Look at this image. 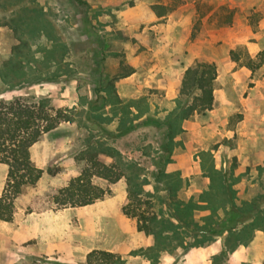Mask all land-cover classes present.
<instances>
[{
    "label": "rangeland",
    "instance_id": "1",
    "mask_svg": "<svg viewBox=\"0 0 264 264\" xmlns=\"http://www.w3.org/2000/svg\"><path fill=\"white\" fill-rule=\"evenodd\" d=\"M184 1L0 0V100L43 102L47 107L63 110L67 117L30 148L31 160L43 173L16 200L21 206L16 208V222L25 220L29 212L35 215L55 209L53 195L57 188L77 175L91 156L116 165L123 173L114 183L93 177L95 184L109 189L100 200L113 197L112 203H118L124 197L122 208L128 193L137 192L142 200L150 202V207L145 203L138 205V211L152 212L158 220L153 223L164 228L152 246L130 250L126 257L120 256L121 260L111 264H157L164 250L177 254L180 248L210 244L215 241L213 225L226 210L233 206L248 209L255 199L264 197V159L238 172L239 162L233 149L236 134L227 139L222 132H206L207 148L198 150L174 141L183 131L181 128L170 146L165 147L164 122L178 104L176 97L170 102L164 99L160 87H144V69L135 75L137 86L121 83L123 77L114 78L132 70L135 63L146 66L162 62V25L166 18L157 16L152 6L165 5L167 14ZM234 1L250 2L238 19L235 7L219 4L218 0H196L191 38L202 28L201 17L212 11L205 26L216 38H222V30L229 27L227 33L233 40L243 37L253 42L256 49L261 48L251 58L247 50L238 46L231 50V57L239 58L241 63L249 59L256 65L262 63L258 53L264 50V0ZM259 66L254 68L256 75L260 74ZM159 76L160 73L153 79ZM241 116H230L228 125L234 126ZM127 127L132 129L120 134ZM178 144L180 148L176 149ZM178 151L185 154L179 159L180 167L173 156ZM214 153L219 165L214 163ZM48 168L56 172L49 174ZM5 178L6 167L0 163V191ZM187 188L204 190L178 197V191ZM261 199L250 219L225 233L213 264H224L227 252L234 250L238 242L248 240L255 228L264 229V198ZM82 209L75 207L61 215L74 218L76 252L72 257L66 259L65 243L59 246L58 254L42 253L36 249L39 244L34 238L19 231L17 240L0 235V264H83L88 252L85 258L81 257L86 248L80 214L96 215L99 208ZM169 209L176 222L164 213ZM195 211L205 214L196 219ZM110 230L115 231L112 227ZM56 232L61 237L66 230L59 226ZM166 232L170 235L165 236ZM187 236H193L191 243H184Z\"/></svg>",
    "mask_w": 264,
    "mask_h": 264
},
{
    "label": "crops",
    "instance_id": "2",
    "mask_svg": "<svg viewBox=\"0 0 264 264\" xmlns=\"http://www.w3.org/2000/svg\"><path fill=\"white\" fill-rule=\"evenodd\" d=\"M195 2L196 0H185L174 10L160 16L166 18L165 23L162 25V38L164 41L162 54L160 55L162 62L154 65L147 63L146 66L135 63L132 65L131 73L121 78L120 82L137 86L139 81H135V75L140 69H144L146 83L143 86L160 87L164 90V99L171 102L178 96L180 75L188 66L195 61L213 62L216 66V77L212 108L204 113H194L190 118L184 119L181 127L183 131L174 138V141L183 143L187 148L195 146L196 149L201 150L207 148L204 145L209 138L205 135L206 132L210 131L211 134H215L216 131L218 133L222 132V137L227 139L236 134V144L233 149L239 162L238 172H241L248 165H258L264 159V147L262 146L264 143V63L259 66L260 74L256 75L255 70L246 66V63H241L239 58H232L231 50H235L238 46L242 47L249 52V56L252 58L261 48L256 49L253 42L243 40V37L238 36L233 40L227 33L231 29L229 27L222 30V38H216L213 31L205 26L212 11L201 17L202 28L191 38L192 19L196 14ZM244 2L218 0L219 4H228L237 9L236 19L239 18V15H242L241 13L244 14L246 8L250 6V2ZM152 16L157 17L155 14ZM158 51L160 52V50ZM158 73H160V76L153 79V76ZM149 82L151 83L148 84ZM250 83L252 86H249ZM235 113L242 116L234 126L230 127L228 125L230 123L229 117ZM179 146L178 144L176 149L180 148ZM217 148H221V144ZM184 155L183 152L179 151L176 152V155H173L178 160L179 167V159L183 158ZM214 163L219 165L215 153ZM248 175L245 177H248ZM250 175L249 178L251 179L256 173ZM182 176H188V173H183ZM93 177L95 178V176ZM203 190L202 188L181 189L177 195L179 197L187 193L189 195L199 194ZM165 193L166 191L163 192V194ZM19 196L14 201L15 207L18 209L21 208L16 201ZM113 199V197L98 199L92 204L80 206L83 209L92 206L99 208L96 215H90L89 212L83 215L80 214L84 225L82 231L85 242L83 243L86 248L83 251L84 255L81 256L82 258H85V254L93 249L113 252L124 258L130 250L146 248L154 244L153 235L138 231L136 219L123 214L121 205L124 197L118 203H115V201L112 203ZM73 208L75 207H64L61 208V211H58V208L47 209L35 215L33 212H29L25 220L20 219L19 222L15 221V215L17 214L15 210L10 222L0 220V235L3 234L4 236L6 234L17 240L20 232L27 233L28 238H34L36 244H39L36 249L42 253L58 252L59 246L65 243V257L69 259V256L72 257L76 252L74 234L72 233L74 218L73 215L67 218L61 215L65 211H72ZM164 213L169 216L170 220L176 222L170 209L168 212L164 211ZM194 213L196 219L205 214L201 211H195ZM15 224H18L19 229H15L17 227ZM59 226L66 230L65 235L61 237L56 232ZM111 227L115 229L114 232L110 230ZM6 228H8L7 231ZM225 233L226 231L220 235L215 234V241L210 244L206 243L205 246L180 248L177 254H170L164 250L160 253L157 264H213V256L217 255L222 249L221 241ZM166 235H170L169 232H166ZM185 238L184 243L186 244L191 243V240H193V236ZM145 264H149V262L145 261ZM224 264H264V229L255 228L248 240H244L243 243L238 242L234 250L227 252Z\"/></svg>",
    "mask_w": 264,
    "mask_h": 264
},
{
    "label": "trees",
    "instance_id": "3",
    "mask_svg": "<svg viewBox=\"0 0 264 264\" xmlns=\"http://www.w3.org/2000/svg\"><path fill=\"white\" fill-rule=\"evenodd\" d=\"M152 8L157 16H162L168 11L165 5L161 4H154ZM258 56H260V62L263 63L264 50L260 51ZM262 63L256 65L249 59L246 61V66L253 70ZM131 71L117 74L114 78L124 77ZM215 77L216 66L213 62L207 61H195L181 73L176 97L178 104L164 122L167 128L165 147L170 146L173 136L181 130L180 122L183 119H188L194 113H204L212 108ZM63 120H67L63 110L47 107L43 102L30 103L20 98L9 101L0 100V163L6 166V178L0 193L1 221L10 222L12 220L16 210L14 201L17 196L25 188L34 186L42 176L43 169L31 160V146ZM131 129L132 127H127L120 134ZM46 172L54 174L56 169L48 168ZM122 175V171L116 165L102 163L95 156H91L88 164L77 175L57 188L53 195V203L56 208L92 204L109 192L108 188L93 183V176L102 178L108 183H114ZM261 198L255 199L248 209L233 206L226 210L212 228L214 234L230 232L238 224L250 219L259 207ZM141 203L150 207L149 200H142L137 192L130 191L127 195V202L122 206V212L136 219L138 231L153 235L156 241L162 236L164 228L157 227L153 223L157 219L152 212L138 211V205ZM178 218L181 217L178 216ZM115 260H121V257L113 252L93 249L86 254L83 264H111Z\"/></svg>",
    "mask_w": 264,
    "mask_h": 264
}]
</instances>
